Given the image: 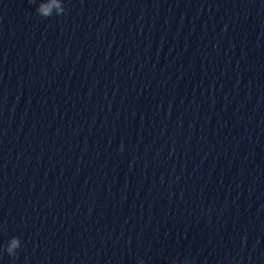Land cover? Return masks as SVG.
I'll return each instance as SVG.
<instances>
[{
    "label": "clouds",
    "instance_id": "clouds-1",
    "mask_svg": "<svg viewBox=\"0 0 264 264\" xmlns=\"http://www.w3.org/2000/svg\"><path fill=\"white\" fill-rule=\"evenodd\" d=\"M29 4L36 5L35 12L42 18L53 16H61L66 13L63 0H28ZM21 247L19 237L13 236L10 242L5 246V251L9 256H15L16 250ZM185 258L181 264H184ZM188 260V259H187Z\"/></svg>",
    "mask_w": 264,
    "mask_h": 264
}]
</instances>
